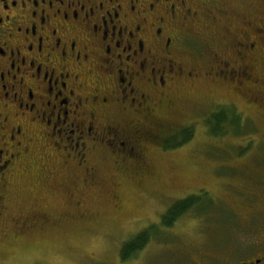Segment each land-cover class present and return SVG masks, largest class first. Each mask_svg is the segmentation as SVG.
<instances>
[{
	"label": "flooded vegetation",
	"instance_id": "1",
	"mask_svg": "<svg viewBox=\"0 0 264 264\" xmlns=\"http://www.w3.org/2000/svg\"><path fill=\"white\" fill-rule=\"evenodd\" d=\"M204 80L264 112V0H0V220L30 179L80 207L106 171L115 187L145 176L168 151L164 115L205 121L190 100ZM222 111L237 113L207 117ZM37 217L52 220L20 215L14 232ZM248 220L264 237V216Z\"/></svg>",
	"mask_w": 264,
	"mask_h": 264
},
{
	"label": "rangeland",
	"instance_id": "2",
	"mask_svg": "<svg viewBox=\"0 0 264 264\" xmlns=\"http://www.w3.org/2000/svg\"><path fill=\"white\" fill-rule=\"evenodd\" d=\"M194 93L190 100L204 105L199 113L205 121L190 112L164 115L168 124L157 134L172 136L168 151L150 153L145 176L115 187L106 171V184L80 207L68 202L66 188L39 192L28 180L22 201L10 203L0 220V264H236L258 257L264 237L250 229L248 216H264V112L211 80L196 83ZM229 101L241 115L238 127L224 123V132L214 135L207 121L214 119L207 117L211 106ZM187 197H197V204L163 226L166 211ZM34 212L52 220L37 217L16 234L14 219ZM143 230L149 240L123 260L121 247Z\"/></svg>",
	"mask_w": 264,
	"mask_h": 264
},
{
	"label": "trees",
	"instance_id": "3",
	"mask_svg": "<svg viewBox=\"0 0 264 264\" xmlns=\"http://www.w3.org/2000/svg\"><path fill=\"white\" fill-rule=\"evenodd\" d=\"M224 111L212 116L213 120H210V128L214 135L222 134L223 129L225 130L224 123L234 124V129L238 127V115L231 113V117L225 118ZM196 196V195H195ZM197 204V197H187L186 199H180L174 203L162 216L161 224L168 227L173 223V221L180 216L183 212L192 208V206ZM149 240L148 230H143L138 234L134 235L131 239L126 241L121 247L120 257L123 260L129 259L132 255L137 253Z\"/></svg>",
	"mask_w": 264,
	"mask_h": 264
}]
</instances>
